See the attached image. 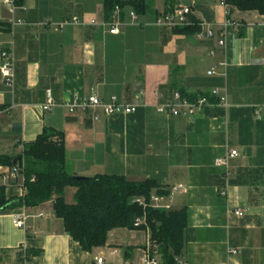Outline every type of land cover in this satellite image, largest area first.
Segmentation results:
<instances>
[{
    "label": "crops",
    "instance_id": "crops-1",
    "mask_svg": "<svg viewBox=\"0 0 264 264\" xmlns=\"http://www.w3.org/2000/svg\"><path fill=\"white\" fill-rule=\"evenodd\" d=\"M144 3L135 20L125 7L111 34L103 0H0V53L14 55L13 89L0 73V155L18 158L43 128L59 131L70 175L152 179L168 192L163 204L185 210L183 263L264 264V113H257L264 107V15L229 11L215 0ZM177 6L191 8L197 32L155 24ZM11 19L22 24L12 27ZM208 29L214 38L197 37ZM174 91L189 101L206 96L210 104L196 115L158 112ZM48 93L53 106L43 112ZM90 95L137 108L105 116L82 107ZM231 150L238 156L224 178L214 163ZM0 186L9 200L25 194L15 168L0 166ZM175 187L181 190L170 195ZM149 236L114 229L103 247L83 251L64 232L51 200L0 211V264H96L99 257L103 264H143ZM28 251L37 254L23 262Z\"/></svg>",
    "mask_w": 264,
    "mask_h": 264
},
{
    "label": "trees",
    "instance_id": "trees-1",
    "mask_svg": "<svg viewBox=\"0 0 264 264\" xmlns=\"http://www.w3.org/2000/svg\"><path fill=\"white\" fill-rule=\"evenodd\" d=\"M225 3L229 11L232 7L264 15V0H225ZM116 7L119 13L125 7L132 8L135 14L146 10L144 0H103L105 22L113 21ZM191 20L193 25L173 31L180 34L197 32L198 24L193 18ZM178 92L187 99L184 92ZM19 158L20 165L13 163L17 158L0 155V166L15 168L23 176L25 189L21 198L9 200L0 186V211L33 208L52 200L54 216L61 220L64 232L83 251L103 247L108 233L114 229H147L152 251L158 255L161 264H177L176 259L180 260L185 243L186 212L152 206V195H168L156 181L132 182L122 176L105 174L72 176L65 168L63 134L50 128H43L34 141L24 144ZM69 187L75 189L74 202L70 204L64 198L65 189ZM134 199H142L145 206L133 203ZM137 218H143L145 225L134 228ZM32 254L37 253L28 251L27 256L20 259L24 262Z\"/></svg>",
    "mask_w": 264,
    "mask_h": 264
},
{
    "label": "built area",
    "instance_id": "built-area-1",
    "mask_svg": "<svg viewBox=\"0 0 264 264\" xmlns=\"http://www.w3.org/2000/svg\"><path fill=\"white\" fill-rule=\"evenodd\" d=\"M219 5L222 7H227L225 0H215ZM4 3L12 4L14 0H3ZM119 15V8L116 7L115 11L113 13V20L118 17ZM192 10L190 7L185 6H177L173 8L170 12H165L159 14L155 19V24L157 26L165 27L170 30H174L177 28H185L193 25V22L191 20ZM131 20L136 19V14L134 12L131 13ZM11 26L22 24L21 21L17 20L14 21L11 19L10 21ZM94 24V22H92ZM107 25L110 26L109 33L116 34L117 28L114 21L106 22ZM214 32L211 29H208L206 32L198 33V38H214ZM217 47L221 48L224 46V39L223 35L220 33L217 36L216 40ZM210 56L214 55V52L211 51L209 53ZM219 66L223 67L224 63H219ZM0 73L4 80V83L11 89H13L14 85V55L12 51H3L0 53ZM214 69H211L209 71V74H213ZM218 90L213 91V95H217ZM221 102L218 104L219 106L226 107L227 104L223 99H220ZM209 100L206 96H199L193 101H189L186 98L182 97L181 94L178 91L172 92L165 104L160 105L157 110L160 113H165L171 116H180V115H196L201 112V110L209 106ZM53 106V100L50 96V94H47L46 101L44 105L42 106V111L46 112L51 109ZM83 108H91V109H99L103 112L105 116H111L115 114H130L134 113L136 111V106H129V105H123L117 103L115 100H112L110 102H103L101 99H99L95 95H90L87 97V99L84 101V104L82 106ZM73 111V106L69 107V112ZM257 113H264V107L257 109ZM238 156L237 151L231 150L228 152V154L223 157L215 160V166L221 167L224 169V178H227L229 176L228 171V161L229 159H233ZM181 190L180 187H175L171 190L170 195L175 193L176 191ZM220 196H226V191L221 190L219 192ZM169 196H156L152 195L150 197V202L154 208H160V209H168L169 206L163 204V200L165 198H168ZM133 203H137L141 206H145V203L142 199H134ZM244 214L243 210H236L234 211V215L237 217H242ZM14 224L18 228L23 227V219H21L19 216L15 217ZM145 225V220L143 218H137L133 224L134 228H138L139 226ZM146 231H148L146 229ZM150 244V241L148 243V246L145 251V260L143 264H161L159 261V258L157 257L156 253L153 252ZM231 254H237L238 251L231 250ZM116 251H112L111 255H115ZM177 264H185L181 260L176 259ZM96 264H103V259L101 257L95 259Z\"/></svg>",
    "mask_w": 264,
    "mask_h": 264
},
{
    "label": "rangeland",
    "instance_id": "rangeland-1",
    "mask_svg": "<svg viewBox=\"0 0 264 264\" xmlns=\"http://www.w3.org/2000/svg\"><path fill=\"white\" fill-rule=\"evenodd\" d=\"M76 177H79V176H76ZM68 191H71V193H72L73 189L72 188H67V190H66V202L73 203L74 202V200L72 199L73 195H71V193L69 194Z\"/></svg>",
    "mask_w": 264,
    "mask_h": 264
},
{
    "label": "water",
    "instance_id": "water-1",
    "mask_svg": "<svg viewBox=\"0 0 264 264\" xmlns=\"http://www.w3.org/2000/svg\"><path fill=\"white\" fill-rule=\"evenodd\" d=\"M13 163H14V164L17 163V164L20 165V163H21V158L18 157L17 159H15V160L13 161ZM78 178H80V177H78Z\"/></svg>",
    "mask_w": 264,
    "mask_h": 264
}]
</instances>
